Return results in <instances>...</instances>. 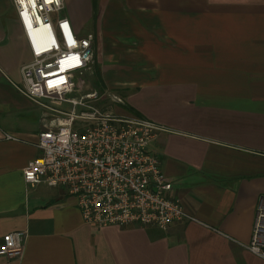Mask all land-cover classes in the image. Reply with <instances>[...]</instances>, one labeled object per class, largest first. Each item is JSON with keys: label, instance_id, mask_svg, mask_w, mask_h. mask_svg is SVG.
Wrapping results in <instances>:
<instances>
[{"label": "crops", "instance_id": "1", "mask_svg": "<svg viewBox=\"0 0 264 264\" xmlns=\"http://www.w3.org/2000/svg\"><path fill=\"white\" fill-rule=\"evenodd\" d=\"M62 11L79 36L89 25L93 75L119 113L164 129L147 150L193 221L94 228L64 190L24 184L42 109L18 91L30 54L0 0V242L26 234L21 258L0 264H262L243 246L264 196V0H63Z\"/></svg>", "mask_w": 264, "mask_h": 264}, {"label": "built area", "instance_id": "2", "mask_svg": "<svg viewBox=\"0 0 264 264\" xmlns=\"http://www.w3.org/2000/svg\"><path fill=\"white\" fill-rule=\"evenodd\" d=\"M30 61L20 68L18 91L42 109L38 156L22 170L26 186L59 188L84 224L167 230L193 221L172 196L158 156L147 150L162 127L120 114L122 99L78 84L93 69L94 35L79 36L60 17L63 0H11ZM6 140H13L6 136ZM25 232L5 234L0 256L19 259ZM264 264V196L257 199L249 242L243 246Z\"/></svg>", "mask_w": 264, "mask_h": 264}, {"label": "rangeland", "instance_id": "3", "mask_svg": "<svg viewBox=\"0 0 264 264\" xmlns=\"http://www.w3.org/2000/svg\"><path fill=\"white\" fill-rule=\"evenodd\" d=\"M63 16H65V13L62 11L61 14H60V17H63ZM88 32H89V25L85 26L81 30V35H85ZM93 81H97V76L93 75V69H92L91 73H88V75H85L83 78L78 79V84L83 85L85 89H97L100 92H105V91H102L99 88H95L94 85H93ZM106 92H108V91H106Z\"/></svg>", "mask_w": 264, "mask_h": 264}, {"label": "trees", "instance_id": "4", "mask_svg": "<svg viewBox=\"0 0 264 264\" xmlns=\"http://www.w3.org/2000/svg\"><path fill=\"white\" fill-rule=\"evenodd\" d=\"M94 76H97V81H93V85H94L95 88H98L100 82H99V80H98V72H97L96 68H94ZM129 112H130L132 115L138 116V115L132 113L131 111H129ZM138 117H139V116H138Z\"/></svg>", "mask_w": 264, "mask_h": 264}]
</instances>
